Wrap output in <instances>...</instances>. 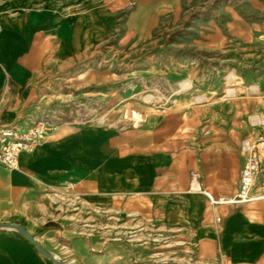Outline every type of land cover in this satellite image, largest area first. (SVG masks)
I'll return each instance as SVG.
<instances>
[{
    "label": "crops",
    "instance_id": "crops-1",
    "mask_svg": "<svg viewBox=\"0 0 264 264\" xmlns=\"http://www.w3.org/2000/svg\"><path fill=\"white\" fill-rule=\"evenodd\" d=\"M203 1L134 0L128 12L95 0L1 2V18L6 13L11 20L4 22L0 34V128L45 117V80L54 72L49 66L89 77L95 71V54L112 40L125 59L128 53L149 52V69L135 73L155 80L156 89L198 73L199 54L205 51L237 56L240 37L254 30L253 18L243 17L249 9L219 8L206 19ZM127 47L132 49L128 52ZM208 107L192 112L159 100L158 110L153 108L148 116L143 106L129 105L127 116L140 121L134 127L53 126L42 146L21 154L19 170H0V184L8 198L17 190L33 200L45 189L75 182L89 209L98 212L94 218L115 215L181 231L195 264H264V198L228 202L239 192L245 164L242 141L262 130H247L237 113L203 117ZM193 172L199 176L194 186ZM263 193L264 176H259L252 196ZM60 233L52 225L41 239ZM64 235L77 255L74 264L95 262V249L104 257L125 248ZM0 264L54 263L26 238L0 232Z\"/></svg>",
    "mask_w": 264,
    "mask_h": 264
},
{
    "label": "rangeland",
    "instance_id": "rangeland-1",
    "mask_svg": "<svg viewBox=\"0 0 264 264\" xmlns=\"http://www.w3.org/2000/svg\"><path fill=\"white\" fill-rule=\"evenodd\" d=\"M5 1L0 0V3ZM59 1L52 0V3ZM95 1L113 10L126 12L135 3L134 0ZM201 6L206 8V19L212 10L219 8L249 9V15L243 17L253 18L254 30L252 34L249 30L248 34L244 32L240 37L237 56L233 53V56L226 58L205 51L199 54L198 73L177 78L172 85L165 83L156 89L155 80L145 74L135 73L146 67L149 69V52L141 55L128 53L125 59L123 55L119 56L112 40L95 54V71L89 77L83 73L71 74L70 69L59 70L57 66L48 65L53 67L54 72L51 73L52 77L45 80L48 109L45 117L49 118L53 126L109 125L128 128L140 123L127 116L130 104L143 106L144 115L148 116L153 108L158 110V101L161 100L168 107L190 108L192 112L210 104L207 111L201 112L203 117H236L237 113V118L245 128L251 130L252 116L264 118V0H204ZM250 9L253 14H250ZM9 20L11 18L6 13L2 14V18L0 16L2 26ZM131 49L127 47L128 52ZM196 65L192 63L191 66ZM232 76H235L234 80ZM254 86H259L261 91L254 92ZM199 98L204 100L200 102ZM197 117L200 115L197 114ZM0 170L12 172L2 167ZM71 201L66 194L56 196L51 188L45 189L41 196L33 200L17 190L14 198H8L5 187L0 184V224L23 226L41 242L39 244L44 250L55 258L59 257L58 260L65 264L77 262L72 241L64 235L66 232L72 238L125 247L104 257L102 251L95 249L98 255L95 262L89 264H195L182 232L168 224L128 222V219L115 215H107L105 220L102 217L94 218L97 211L86 208L74 210L70 206ZM52 225L58 226L64 233L53 239H41V234ZM0 232L22 236L13 228L2 227ZM84 262L88 263V260L85 258Z\"/></svg>",
    "mask_w": 264,
    "mask_h": 264
},
{
    "label": "built area",
    "instance_id": "built-area-1",
    "mask_svg": "<svg viewBox=\"0 0 264 264\" xmlns=\"http://www.w3.org/2000/svg\"><path fill=\"white\" fill-rule=\"evenodd\" d=\"M2 31L0 22V34ZM250 127L253 130H262V133L256 138L248 137L242 141L241 152L245 157V164L241 171L238 195L228 201L233 204H243L264 198V193L258 197L252 196L257 177L264 176V118L252 116ZM53 130V124L48 117L40 118L29 125L16 124L0 128V165L7 170H19L21 154L34 152L45 143ZM191 178L193 186L196 183L199 184L197 172H193ZM52 191L56 196L68 195L73 201L70 206L74 210L89 209L86 200L76 192L75 182H67L61 187L52 188ZM206 195L215 202L209 193Z\"/></svg>",
    "mask_w": 264,
    "mask_h": 264
},
{
    "label": "water",
    "instance_id": "water-1",
    "mask_svg": "<svg viewBox=\"0 0 264 264\" xmlns=\"http://www.w3.org/2000/svg\"><path fill=\"white\" fill-rule=\"evenodd\" d=\"M2 227L16 229L24 238H26L29 242H31L37 248V250L40 253L45 255L52 262H54L55 264H65L64 262L59 261L57 258H55L51 254H49L46 250H44V248L39 244V242L36 240V238L27 229H25L23 226L14 225V224H10V223H4V224H0V228H2Z\"/></svg>",
    "mask_w": 264,
    "mask_h": 264
},
{
    "label": "bare ground",
    "instance_id": "bare-ground-1",
    "mask_svg": "<svg viewBox=\"0 0 264 264\" xmlns=\"http://www.w3.org/2000/svg\"><path fill=\"white\" fill-rule=\"evenodd\" d=\"M231 79L234 80V79H235V76H232ZM253 91L256 92V93H259V92L261 91V89H260L259 86H254V87H253ZM203 100H204V98H199V99H198V101H200V102L203 101ZM24 153H25V152H24ZM22 154H23V153H22Z\"/></svg>",
    "mask_w": 264,
    "mask_h": 264
}]
</instances>
